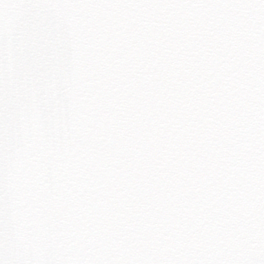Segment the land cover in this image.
Masks as SVG:
<instances>
[{
	"label": "snow or ice",
	"instance_id": "6c2138e0",
	"mask_svg": "<svg viewBox=\"0 0 264 264\" xmlns=\"http://www.w3.org/2000/svg\"><path fill=\"white\" fill-rule=\"evenodd\" d=\"M0 264H264V0H0Z\"/></svg>",
	"mask_w": 264,
	"mask_h": 264
}]
</instances>
